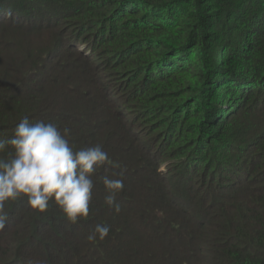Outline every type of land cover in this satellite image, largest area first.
<instances>
[{"label": "trees", "instance_id": "obj_1", "mask_svg": "<svg viewBox=\"0 0 264 264\" xmlns=\"http://www.w3.org/2000/svg\"><path fill=\"white\" fill-rule=\"evenodd\" d=\"M25 116L120 168L76 224L5 202L0 264H264V0H0V140Z\"/></svg>", "mask_w": 264, "mask_h": 264}, {"label": "clouds", "instance_id": "obj_2", "mask_svg": "<svg viewBox=\"0 0 264 264\" xmlns=\"http://www.w3.org/2000/svg\"><path fill=\"white\" fill-rule=\"evenodd\" d=\"M68 129L55 122L30 121L23 117L12 130V137L0 140V228L7 220L5 202L26 199L30 209L43 213L50 203L72 224L89 214L97 169L112 161L101 144L77 149L66 139ZM125 170L100 177L105 191L104 204L115 213L121 211L117 196L124 188ZM106 223L95 224L86 239H105Z\"/></svg>", "mask_w": 264, "mask_h": 264}, {"label": "rangeland", "instance_id": "obj_3", "mask_svg": "<svg viewBox=\"0 0 264 264\" xmlns=\"http://www.w3.org/2000/svg\"><path fill=\"white\" fill-rule=\"evenodd\" d=\"M164 167H165V166H163V169H165Z\"/></svg>", "mask_w": 264, "mask_h": 264}]
</instances>
